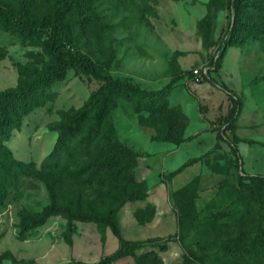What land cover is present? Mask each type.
<instances>
[{
	"label": "rangeland",
	"instance_id": "obj_1",
	"mask_svg": "<svg viewBox=\"0 0 264 264\" xmlns=\"http://www.w3.org/2000/svg\"><path fill=\"white\" fill-rule=\"evenodd\" d=\"M59 1L0 4L32 23ZM230 1L91 0L61 20L65 48L90 56L105 75L153 92L174 83L159 102L116 97L104 120L90 118L56 170L42 165L58 141L55 125L103 83L72 68L39 95L21 128L0 138V264H100L119 249L110 226L55 216L26 229L53 198L112 215L121 238L144 242L113 264H264V203L254 182L246 191L239 185L242 172L264 176V4L246 7L232 30ZM47 40V31L0 24V99L51 63ZM220 55L211 72L216 84L189 79ZM236 108L234 132L226 135L234 134L238 153L217 139ZM113 160L124 168L117 177L87 182L79 172L85 163Z\"/></svg>",
	"mask_w": 264,
	"mask_h": 264
},
{
	"label": "trees",
	"instance_id": "obj_2",
	"mask_svg": "<svg viewBox=\"0 0 264 264\" xmlns=\"http://www.w3.org/2000/svg\"><path fill=\"white\" fill-rule=\"evenodd\" d=\"M91 0H62L56 3L51 11L41 16L32 23L20 22L17 20L14 12L0 4V24L13 32L26 31L31 34L48 32L47 49L51 57V63L42 69H34L32 75L20 83L17 88L5 91L0 99V138L8 139L14 129H20L23 118L28 115L39 103V95L53 87V85L62 80L66 73L77 68L92 76L97 81L103 83L102 87L95 91L89 101L74 113L65 115L64 119L57 123L54 129L58 133L57 144L52 153L43 161V168L56 170L68 163L71 155L70 143L84 130L90 118L94 117L97 124L104 120L111 106L115 103L116 97L140 98L149 103L159 102L166 97L171 89L174 80L159 91H147L131 82H124L105 75L99 65L87 54L81 51L67 50L63 44L64 35L61 26V20L73 10L87 7ZM264 0H231L229 7L234 11L235 22L232 30L243 24L245 19V8H260ZM230 44H225L221 54L225 55ZM220 57L216 60V68H220ZM213 63V62H212ZM189 72L188 75H190ZM216 84L212 76H208ZM228 93L232 94V91ZM237 103H240L238 101ZM239 108L231 113L224 124V129L218 133V141L223 140L228 143L231 149L238 153V141L235 136H227L226 132H234L235 115ZM225 133V134H224ZM92 128L85 133V140L90 141ZM160 140L182 143L183 140H176L170 136H160ZM78 142L74 149H80L82 143ZM84 148H88V146ZM4 152L13 160L12 153L4 147ZM64 154V155H63ZM14 161V160H13ZM0 167L2 164L0 162ZM183 169V168H181ZM123 165L117 161L88 162L79 170L81 174L86 175L85 181L94 182L100 178L117 177L123 172ZM239 185L242 191L249 188V182L255 183L257 198L264 203V176H247L242 172L239 175ZM2 191L0 189V203ZM127 200H135V196L129 195ZM59 216L64 218L70 225L74 222L96 223L99 225L110 226L113 233L120 238V247L112 255L101 260L100 264H113L123 258L134 256L144 242L125 240L120 237V232L116 226L112 215L102 214L98 211H88L82 205L72 206L66 203H60L53 198L52 202L45 206L41 212L30 216L27 221L26 229H33L44 224L51 217ZM242 238H239L240 241ZM12 262H16L13 255L6 256ZM30 264H37L30 261Z\"/></svg>",
	"mask_w": 264,
	"mask_h": 264
},
{
	"label": "built area",
	"instance_id": "obj_3",
	"mask_svg": "<svg viewBox=\"0 0 264 264\" xmlns=\"http://www.w3.org/2000/svg\"><path fill=\"white\" fill-rule=\"evenodd\" d=\"M218 57L219 56H217V58L210 65H204L193 69L189 75V79L195 83L204 82L209 75L211 76V72H214L216 68L215 62Z\"/></svg>",
	"mask_w": 264,
	"mask_h": 264
}]
</instances>
